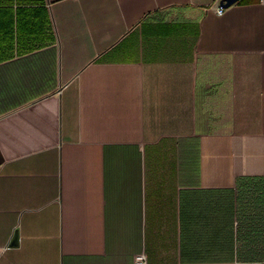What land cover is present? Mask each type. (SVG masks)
<instances>
[{
  "label": "crops",
  "instance_id": "crops-1",
  "mask_svg": "<svg viewBox=\"0 0 264 264\" xmlns=\"http://www.w3.org/2000/svg\"><path fill=\"white\" fill-rule=\"evenodd\" d=\"M221 1L0 0V264H264V0Z\"/></svg>",
  "mask_w": 264,
  "mask_h": 264
},
{
  "label": "built area",
  "instance_id": "built-area-1",
  "mask_svg": "<svg viewBox=\"0 0 264 264\" xmlns=\"http://www.w3.org/2000/svg\"><path fill=\"white\" fill-rule=\"evenodd\" d=\"M223 12H224V8L220 6L219 9H218V14L222 15ZM135 262H136V264H147L146 255L145 254L137 255L136 258H135Z\"/></svg>",
  "mask_w": 264,
  "mask_h": 264
},
{
  "label": "water",
  "instance_id": "water-1",
  "mask_svg": "<svg viewBox=\"0 0 264 264\" xmlns=\"http://www.w3.org/2000/svg\"><path fill=\"white\" fill-rule=\"evenodd\" d=\"M239 0H222L220 5L223 8H229L230 6L234 5L237 3ZM14 244V243H13Z\"/></svg>",
  "mask_w": 264,
  "mask_h": 264
}]
</instances>
